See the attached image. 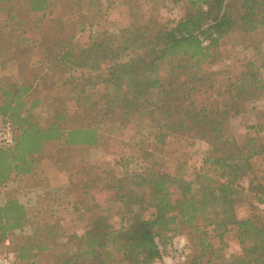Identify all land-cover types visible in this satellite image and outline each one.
Returning a JSON list of instances; mask_svg holds the SVG:
<instances>
[{"label":"trees","instance_id":"trees-1","mask_svg":"<svg viewBox=\"0 0 264 264\" xmlns=\"http://www.w3.org/2000/svg\"><path fill=\"white\" fill-rule=\"evenodd\" d=\"M123 1L116 26L96 30L83 0H0V123L13 126L0 146V254L154 264L182 230L173 264H264V0H169L186 5L175 22L159 14L167 0ZM10 62L15 73L1 74ZM247 111L240 135L230 121ZM172 137L207 144L190 179L166 169ZM118 139L135 147L137 170L128 157L86 161ZM45 160L67 173L63 186ZM230 241L240 250L227 257Z\"/></svg>","mask_w":264,"mask_h":264},{"label":"rangeland","instance_id":"rangeland-1","mask_svg":"<svg viewBox=\"0 0 264 264\" xmlns=\"http://www.w3.org/2000/svg\"><path fill=\"white\" fill-rule=\"evenodd\" d=\"M95 9V18L98 19L99 25L95 28L96 30H111L126 13V5L123 0H93L92 4H89L88 0H83V7L81 12L93 13L92 10ZM186 8L184 3L181 4H172L169 0L166 2V7L160 8L159 14H161L163 20L167 21H177L183 9ZM103 12V15H101ZM2 12L0 11V23L3 24ZM73 19L76 18L74 14ZM79 42L87 41V32L79 34ZM236 56L241 57L244 55H249L250 51L242 50L240 47H237ZM15 73V65L10 62L7 64L6 68L1 70V74H13ZM263 102H258L257 105H261ZM254 123V113L253 111H247L246 113L234 117L231 119L230 124L234 132L243 135L251 124ZM167 144L165 159H166V169L172 174H180L185 178H191L196 170L199 169L201 165V160L203 158L204 152L207 149V144L201 140L196 139H184L172 137L169 139ZM125 142V143H124ZM124 142L121 139L115 140L112 147L108 148H99L92 150L85 155V159L88 162H93L97 160H105L106 162L121 160L129 158L127 161V167L129 171L137 170L138 163H141L140 160H137V154L135 147H132L128 144L127 139H124ZM121 164V162H119ZM43 169L50 176L53 184L58 185L59 187L63 186L67 180V173L60 172L56 169L53 163L49 160H45L41 163ZM60 191V190H58ZM35 195L34 193H20L19 199L25 204H32L34 202ZM3 196L0 194V204L3 203ZM259 209L262 214H264V205H260ZM235 212L238 217H244L249 214V207L245 204L236 205ZM114 226L118 227L120 225L119 219L113 217ZM74 230L71 225L65 227V234H69ZM81 229H77L80 233ZM24 233H29V227L24 228ZM183 236L185 234L182 230L178 231L175 237ZM186 239V237H185ZM9 245V241H6V246ZM225 254L229 257L232 253L238 252L240 250L239 246L234 242L230 241L228 247L225 249ZM8 256L13 260V264L16 263V253L11 250L10 247H6L2 250L0 256ZM177 262V255L174 252L173 246H168L165 249V256L161 261H157L154 264H173Z\"/></svg>","mask_w":264,"mask_h":264},{"label":"built area","instance_id":"built-area-1","mask_svg":"<svg viewBox=\"0 0 264 264\" xmlns=\"http://www.w3.org/2000/svg\"><path fill=\"white\" fill-rule=\"evenodd\" d=\"M13 143V126L10 120L6 119L0 123V146H9ZM186 248V239L177 236L173 245L174 252L180 259L184 258L183 252ZM0 264H13V260L8 256H0Z\"/></svg>","mask_w":264,"mask_h":264}]
</instances>
